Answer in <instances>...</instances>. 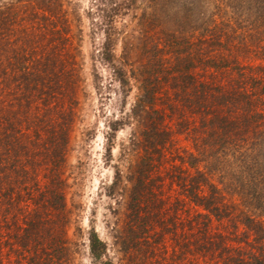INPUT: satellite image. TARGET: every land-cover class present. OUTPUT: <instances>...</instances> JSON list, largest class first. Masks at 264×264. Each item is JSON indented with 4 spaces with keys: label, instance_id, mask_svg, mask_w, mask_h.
Listing matches in <instances>:
<instances>
[{
    "label": "trees",
    "instance_id": "obj_1",
    "mask_svg": "<svg viewBox=\"0 0 264 264\" xmlns=\"http://www.w3.org/2000/svg\"><path fill=\"white\" fill-rule=\"evenodd\" d=\"M150 3L139 69L150 152L131 194L130 264H162L161 235L174 244L163 264H264V0ZM65 14L54 0L0 12V257L8 250L13 264L70 261L65 174L80 75ZM173 116L200 133L183 156ZM177 156L167 173L184 200L172 203L162 169ZM89 240L105 257L95 229Z\"/></svg>",
    "mask_w": 264,
    "mask_h": 264
},
{
    "label": "rangeland",
    "instance_id": "obj_2",
    "mask_svg": "<svg viewBox=\"0 0 264 264\" xmlns=\"http://www.w3.org/2000/svg\"><path fill=\"white\" fill-rule=\"evenodd\" d=\"M47 1L0 0V12ZM54 1L66 12V24L70 25L66 33L74 37L80 75L76 93L79 111L73 122L65 174L67 208L72 216L69 264H130L131 255L123 239H128L126 233L132 224L136 230L140 224L131 221V194L138 185L140 171L145 169L143 158L150 152L145 132L149 117L139 102L146 83L139 69L144 64L142 24L147 16L143 15L152 11L151 0ZM164 1L171 10L173 4L201 0ZM166 28L170 29L169 22ZM171 119L173 150L183 156L184 150H194V136L200 133L180 127L177 116ZM174 163L180 165L178 156L162 169L165 198L172 203L184 200L181 189L167 173L175 171ZM156 228L161 231L158 224ZM94 229L107 245L101 260L95 259L90 250L89 238ZM163 237L161 241L169 253L162 250V264L168 262L174 250L171 237ZM5 239L0 243L5 245ZM6 251L0 264H13L16 258Z\"/></svg>",
    "mask_w": 264,
    "mask_h": 264
}]
</instances>
